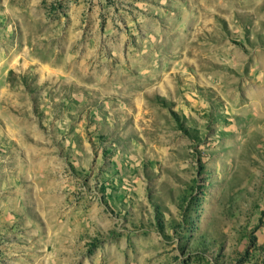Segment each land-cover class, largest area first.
<instances>
[{"label": "rangeland", "instance_id": "rangeland-1", "mask_svg": "<svg viewBox=\"0 0 264 264\" xmlns=\"http://www.w3.org/2000/svg\"><path fill=\"white\" fill-rule=\"evenodd\" d=\"M0 264H264V0H0Z\"/></svg>", "mask_w": 264, "mask_h": 264}]
</instances>
